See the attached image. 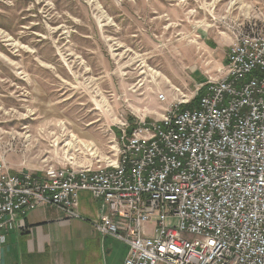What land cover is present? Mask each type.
<instances>
[{
    "label": "rangeland",
    "instance_id": "1",
    "mask_svg": "<svg viewBox=\"0 0 264 264\" xmlns=\"http://www.w3.org/2000/svg\"><path fill=\"white\" fill-rule=\"evenodd\" d=\"M248 26L264 31V0H0V158H114L124 122L160 120L204 74L219 76ZM79 212L80 223L98 220ZM144 228L151 236L153 223ZM98 234L101 263L122 264L127 244ZM59 244L77 252L74 240Z\"/></svg>",
    "mask_w": 264,
    "mask_h": 264
},
{
    "label": "built area",
    "instance_id": "2",
    "mask_svg": "<svg viewBox=\"0 0 264 264\" xmlns=\"http://www.w3.org/2000/svg\"><path fill=\"white\" fill-rule=\"evenodd\" d=\"M226 54L220 75L160 120L124 122L114 158L41 173L0 158V232L43 206L83 219L87 192L99 205L92 227L129 247L123 264H264V31L240 30Z\"/></svg>",
    "mask_w": 264,
    "mask_h": 264
},
{
    "label": "crops",
    "instance_id": "3",
    "mask_svg": "<svg viewBox=\"0 0 264 264\" xmlns=\"http://www.w3.org/2000/svg\"><path fill=\"white\" fill-rule=\"evenodd\" d=\"M225 61L226 59L217 64L218 70L223 69ZM204 75L205 78L211 76ZM3 160L6 163L4 158ZM6 164L16 173L22 171L41 173V169L45 166L27 165L19 160L11 166ZM85 201L92 205V209L83 205ZM78 205L83 213L97 217L99 205L89 193L79 194ZM24 222L25 225L20 229L0 232V235L4 236V241H0V264H102L100 260L102 238L92 225H85L77 219L69 218L53 206L38 207L30 211L25 216ZM73 240L77 252L66 250V246L62 247L65 249L64 252L57 250L61 241H65L64 245H70Z\"/></svg>",
    "mask_w": 264,
    "mask_h": 264
},
{
    "label": "bare ground",
    "instance_id": "4",
    "mask_svg": "<svg viewBox=\"0 0 264 264\" xmlns=\"http://www.w3.org/2000/svg\"><path fill=\"white\" fill-rule=\"evenodd\" d=\"M180 93H181V91H180ZM181 95V98L180 99H178V101H185V99H184V95L183 94H180ZM158 99L160 100V97H158ZM113 160V159H112Z\"/></svg>",
    "mask_w": 264,
    "mask_h": 264
}]
</instances>
